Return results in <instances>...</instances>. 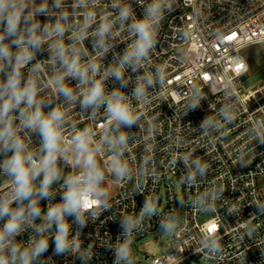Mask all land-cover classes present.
<instances>
[{"label":"built area","instance_id":"2783aa9c","mask_svg":"<svg viewBox=\"0 0 264 264\" xmlns=\"http://www.w3.org/2000/svg\"><path fill=\"white\" fill-rule=\"evenodd\" d=\"M44 2L35 0L28 6ZM74 2L63 0L62 9H57L53 0H47V13L35 20L51 28L60 12L67 11V21H61L65 33L48 38L21 73L24 80L34 82L45 113L51 108L64 111L65 137L91 130L102 149L100 187L105 191V184H114L116 190L102 196L100 203L93 198L83 213L82 227L74 217L66 218L70 229L65 252L55 254V225L45 231L49 243L42 253L45 264H127L131 253L118 259L121 247L163 232L162 226L170 225L179 213L181 222L152 264H196L195 256L217 263L264 264V81L253 88L244 83L250 70L245 50L264 43V0H160L161 18L153 25L156 43L148 57L135 71L125 66L126 86L113 76L103 81L105 96L121 92L138 117L130 128L121 126L118 131L107 121L106 105L93 115L91 107L81 109L79 99L70 103L54 91L50 81L63 69L49 45L62 39L65 46L78 49L81 64L98 63L103 74L117 65L136 39L129 25L145 18L153 0H82L75 10ZM125 6L130 17L121 21L119 12ZM90 12L94 15L84 28ZM101 23L111 25L104 37L106 52L93 47ZM35 65L39 68L33 70ZM64 83L77 95L86 87L70 77ZM137 87L143 88L140 96L134 95ZM19 124L14 119L18 135L30 151L39 152V135L19 129ZM120 133L128 137L123 155L116 157L129 169L122 178L113 170L115 151L101 140ZM5 158L1 156L0 162ZM66 168L70 174L81 171ZM63 178L51 186L52 195L39 202L42 216L26 223L13 243L29 247L34 237L40 238L35 228L44 225L48 207L61 202ZM10 193V180L0 170V198ZM146 205L153 211L145 212ZM206 214L210 216L204 218ZM3 254L8 255L7 245Z\"/></svg>","mask_w":264,"mask_h":264},{"label":"clouds","instance_id":"9594fccd","mask_svg":"<svg viewBox=\"0 0 264 264\" xmlns=\"http://www.w3.org/2000/svg\"><path fill=\"white\" fill-rule=\"evenodd\" d=\"M29 2L35 5V0H0V154L6 158L0 162V170L10 180L11 193L0 198V264H33L49 247L48 238L44 235L47 229L55 225L54 237L55 254L65 252L69 247L68 235L70 225L67 217H74L75 223L84 225L83 213L91 208L93 198L100 203V198L107 193L100 187L104 180L96 155L101 152L99 143L93 140L89 128L78 131L71 138L62 133L65 113L59 108H51L47 113L43 111L45 102L37 99V89L31 79L24 80L21 69L33 60L37 51H43L42 45L52 36L63 37L66 22L69 16L67 11H61L54 27L41 26L35 20L38 14L48 11L47 0L38 7L29 8ZM82 0H76L72 8L75 10ZM53 7L62 9L63 0H53ZM162 4L160 0H153L146 9L144 19L134 21L129 25L130 32L136 39L129 45L122 58L114 67L100 73V65L94 62L81 64L78 49L65 46L62 39L49 45L53 58L63 69L62 73L54 76L50 84L54 91L65 98L67 102L75 103L79 99L82 110L89 107L96 109L102 104L106 105L107 121L114 124L115 130L121 126L130 128L136 123L138 117L132 113L126 103V97L119 91H113L110 97L105 96L103 81L113 76L122 86H126L123 78V69L129 66L135 71L140 62L148 57L149 51L154 47L156 31L155 21L161 18ZM93 13H88L84 28L89 26ZM130 17V9H120L121 21ZM111 25L101 23L96 35L99 39L93 47L104 52L108 50L104 37L109 33ZM82 38L78 36L77 39ZM8 40V43L4 41ZM15 46L16 51H12ZM39 68L35 65L33 70ZM6 69H8L6 71ZM91 73V75H90ZM100 75V79H94ZM70 77L78 81L81 88L79 94L64 81ZM143 94V88L137 87L134 95ZM21 105H24L22 108ZM18 112L14 117L12 114ZM14 119H19V129L30 130L40 137L39 152H32L28 145L18 135V129L13 126ZM115 151L113 157L114 173L117 177H124L129 169L126 163L118 158L123 155V146L127 144L128 137L120 133L114 137L107 135L101 137ZM117 146L120 149L117 150ZM10 153V155H8ZM58 161L65 166L80 168L76 174L63 178L64 192L61 202L48 207L43 213L44 225L36 227L35 231L40 238L31 240L29 247L18 246L15 238L19 236L25 224H32L42 216L39 206L41 200H47L51 195V186L61 179V170ZM39 180V183L35 182ZM25 202H27L25 204ZM15 204L16 207L12 205ZM145 212L153 209L145 206ZM170 230V225H163ZM7 245L8 255L3 254ZM128 250L121 247L118 250V259H125Z\"/></svg>","mask_w":264,"mask_h":264},{"label":"rangeland","instance_id":"374dc122","mask_svg":"<svg viewBox=\"0 0 264 264\" xmlns=\"http://www.w3.org/2000/svg\"><path fill=\"white\" fill-rule=\"evenodd\" d=\"M245 54L249 59L250 70L249 73L244 77V83L245 86L253 88L264 81V43L248 47L245 50ZM96 160L101 167V164L99 163V154L96 155ZM58 167L61 170L62 178L70 175V171L66 168L63 162L62 164L58 163ZM75 170L80 171L81 169L75 168ZM35 183L38 184L37 182ZM104 189L107 193L106 196H108L109 194H113L115 192L116 186L114 184H110V186L105 184ZM176 190L177 192H180V186L178 184L176 185ZM209 216V214H206L204 218H208ZM181 220L182 217L179 213L172 219L170 223V230L165 228L163 232L143 237L139 240H136L135 243H133L134 241H129L126 245V249L130 251L131 258L127 264H152L151 261L153 257L159 256L163 253L173 228L179 222H181ZM194 261L196 264H241L239 262L217 263L213 260H208L200 256H195Z\"/></svg>","mask_w":264,"mask_h":264},{"label":"trees","instance_id":"16d2710c","mask_svg":"<svg viewBox=\"0 0 264 264\" xmlns=\"http://www.w3.org/2000/svg\"><path fill=\"white\" fill-rule=\"evenodd\" d=\"M8 155H10V153H8ZM6 157L4 154H0V157ZM37 183H39V180H38V182ZM36 264H45V261H44V255L42 254V255H40V257H39V259H38V261H37V263Z\"/></svg>","mask_w":264,"mask_h":264}]
</instances>
